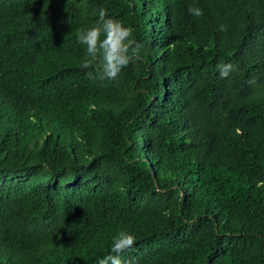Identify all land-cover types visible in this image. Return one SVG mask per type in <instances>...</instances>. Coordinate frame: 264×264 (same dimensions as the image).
<instances>
[{"label": "trees", "instance_id": "trees-1", "mask_svg": "<svg viewBox=\"0 0 264 264\" xmlns=\"http://www.w3.org/2000/svg\"><path fill=\"white\" fill-rule=\"evenodd\" d=\"M101 7L142 48L90 81ZM121 230L129 264H264V0H0V264H98Z\"/></svg>", "mask_w": 264, "mask_h": 264}, {"label": "clouds", "instance_id": "clouds-1", "mask_svg": "<svg viewBox=\"0 0 264 264\" xmlns=\"http://www.w3.org/2000/svg\"><path fill=\"white\" fill-rule=\"evenodd\" d=\"M188 12L195 17L203 15L198 7L189 6ZM219 29L225 31L226 26L222 24ZM77 39L86 46L88 58L81 63V68L91 69L86 72L90 81L98 77L115 79L123 68L140 59L142 45L133 37V29L110 17L103 7L98 11L96 25L80 32ZM217 68L221 78H227L230 73L237 71L231 63L218 64ZM135 243L136 237L133 234L121 230L113 238L109 254L100 259L98 264H129L122 256L133 251Z\"/></svg>", "mask_w": 264, "mask_h": 264}]
</instances>
